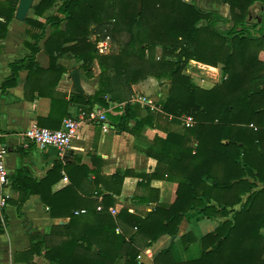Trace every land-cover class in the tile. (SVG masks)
Segmentation results:
<instances>
[{
  "label": "trees",
  "instance_id": "16d2710c",
  "mask_svg": "<svg viewBox=\"0 0 264 264\" xmlns=\"http://www.w3.org/2000/svg\"><path fill=\"white\" fill-rule=\"evenodd\" d=\"M56 1L40 0L31 8L34 16L43 17L44 21L28 16L24 19L39 29V33L32 35L34 44L27 43L30 55L9 64L11 75L2 85L4 93L16 84L20 70H27L28 77L43 71L36 63V54L40 51L38 43L45 38V29L49 26L51 31L44 42V51L50 58L46 71L57 74L54 85L66 72V68L57 63L65 54L82 62L79 68L87 77L93 76L94 63L98 65L97 91L93 95L78 92L75 102L89 105L93 110L107 108L106 98L125 102L122 114L114 117L116 128L138 136L144 125L152 124L155 113L148 108L147 114L141 116L140 105L129 103L132 86L148 77L165 78L170 87L166 99L158 104L161 112L176 121L182 115L191 116L194 126L184 128L181 133L186 138L191 135L199 139L195 147L178 145L177 152L173 151L176 161L169 160L172 168L179 161L186 169H190L192 161L195 163L178 182L173 204L157 205L142 216L127 209L119 210L116 215L109 210L114 205V196L120 194L124 177L130 176L129 171H118L103 178L98 172L81 166L78 170L83 172V179L90 173L95 176L92 183L97 190L92 194L100 197L97 200L81 191L80 181L75 182L71 167L56 162L45 178L21 190L39 194L50 217L67 218L68 223L52 226L47 234L36 231L30 234V247L22 252L27 255L26 264H33V255H42L51 264H138L141 248L151 246L162 235L176 236L184 218L201 220L230 215L229 220L219 223L213 232L202 237L197 259L182 261L175 245L171 244L157 255L154 264H264V187L253 191L254 185L243 180L245 170L253 168L257 170L258 180L264 183L261 141L264 103L243 108L237 104L248 95L239 87L248 82L246 71L254 72L252 65L258 60L256 52L264 42V13L261 23L252 25L259 31L258 36L250 34L246 19L250 7L255 3L264 7V0H219L228 5L231 20L216 11H203L194 3L196 0L192 4L184 0H60L58 13L45 17V12ZM17 4L18 0L0 1L1 39L14 18ZM222 21L231 22V26L221 30L217 23ZM91 36L95 38L93 41ZM120 36L126 39L117 52L98 54L95 42L110 38L114 43ZM157 46L163 50L158 60L155 58ZM190 60L212 67L221 65V82L210 90L195 85L184 74ZM235 66L244 67L245 75L236 74L231 79ZM254 88L253 97L264 95V87ZM69 103V100L51 97L50 113L39 120V126L59 128L62 119L68 117ZM248 116L257 117L254 124H246L244 118ZM130 120L135 121L133 127L129 125ZM155 141L160 151L155 157L161 166L175 148L174 132ZM212 158L228 174L226 181L211 178L206 170L214 164ZM159 169L142 179L149 181L159 177ZM65 176L70 184L53 192L52 186ZM207 179H212L211 185L206 183ZM246 193L249 196L240 209L230 211ZM20 208L18 205V214H21ZM82 209L86 213L75 214ZM127 231L137 232V237L126 240ZM3 232L4 226L0 223V234ZM193 241L191 233L180 238L183 246Z\"/></svg>",
  "mask_w": 264,
  "mask_h": 264
},
{
  "label": "crops",
  "instance_id": "0c3cea01",
  "mask_svg": "<svg viewBox=\"0 0 264 264\" xmlns=\"http://www.w3.org/2000/svg\"><path fill=\"white\" fill-rule=\"evenodd\" d=\"M34 2L36 0H33ZM30 17H34V14ZM62 25L64 27V23ZM50 31V27L47 26L45 38L38 43L40 51L36 54V63L43 71H37L28 77L27 70H20L16 84L7 88L5 93L2 85L11 75L9 64L30 55L31 52L27 43L34 44L35 41L32 35L39 33V29L25 20H17L14 16L7 26L5 37L0 38V134L1 142L7 151L5 164L8 174V185L5 189V193L8 195V204L5 208L6 223L4 232L0 234V264H26L27 255L22 254V252L30 247V234L34 231L47 234L52 226L68 223L67 218H51L48 208L43 205L39 194H30L28 191L21 190L24 186L32 187L34 181L45 178L56 162L60 161L71 167V174L75 178V182L80 181L81 191L90 194L97 200H100V197L96 198L92 194L97 190V187L92 183L95 176L90 173L88 178L83 179V172L80 173L78 170L81 166L98 172L103 178L110 177L118 171L122 173L129 171L130 176L124 177L120 194L114 196V205L111 208L116 210L113 215H116L121 209H127L130 213L140 216L152 211L157 205L169 206L173 204L176 199L178 182L184 178L188 173L187 171L195 166L192 161L189 165L190 169H186L179 161L175 167H170L169 160L176 161L174 160L173 151L177 152L178 145L195 147L199 138L191 135L186 138L181 133L185 128L181 121V117L184 115L178 117V121H176L173 120L172 116H166L161 112L158 104L166 99L169 89L148 98L157 107L152 124L144 125L138 136L128 132H120L116 128L114 117L122 114L125 102L110 101L106 98L107 108L99 107L93 110L89 108V105L74 101L78 91L75 89L70 76L71 71L77 70L83 93L93 95L98 89L99 69L97 63H94L92 67L93 77L89 78L79 68L82 62L75 61L68 54L63 55L57 63L65 67L66 72L54 85L57 74L46 71L50 66V58L44 51V42L50 35ZM258 59L264 66V50L258 53ZM204 66L213 68L208 65ZM260 77L264 81V69ZM151 81L155 82L153 79ZM216 84L199 87L210 90ZM144 88L141 83L133 85L134 95L143 96ZM51 97L69 100L68 116L75 117L81 123L77 138L62 153L50 146L40 149L24 137V132L29 126L34 123L39 125V120L48 117L51 110ZM129 103L134 105L137 102L132 101ZM90 111L103 112L105 120L103 122L89 120L87 114ZM140 111V115L145 116L148 108L140 105ZM62 121L59 128L62 126ZM129 125L133 127L135 121L130 120ZM45 127L48 128L49 126ZM49 129L51 128L49 127ZM169 132H174L175 144H173L175 148H172V152L168 156L169 159L163 160L160 166L155 157V155L160 154L155 140L157 138L165 139ZM261 141L264 146V137L261 138ZM213 158L212 162L214 164L206 170L210 173L211 178L221 182L226 181L229 177L228 174ZM158 167L160 168L157 172L159 177L152 178L149 181L145 178L142 179V176L155 174ZM245 174L243 180L254 185L253 191L264 187V183L257 178L256 169L245 170ZM139 183H142V185L140 186ZM206 183L211 185L212 179H207ZM68 184H70L69 178L65 176L52 186V191L55 192ZM100 187L102 186L99 185ZM248 196L249 193L242 195L240 197L241 202L233 208H229V210H239ZM211 202L213 203L214 200H211ZM18 205H21V214H18ZM230 218L231 215L229 217H210L201 220L184 218L178 226L176 236L162 235L151 246L142 247L139 252L142 257L140 260L137 259V263L154 264L157 255L171 244L175 245L178 257L182 261L197 259L201 253L199 242L202 237L213 232L219 223ZM200 225L202 226L200 227ZM117 232H119L118 229ZM188 233L194 236L195 241L183 246L180 238ZM125 237L126 240L135 239L137 232L127 231ZM196 241L199 245V254L197 257L188 258L187 252L191 244ZM139 242H142V240ZM31 260L33 264H51L42 255H33Z\"/></svg>",
  "mask_w": 264,
  "mask_h": 264
},
{
  "label": "rangeland",
  "instance_id": "374dc122",
  "mask_svg": "<svg viewBox=\"0 0 264 264\" xmlns=\"http://www.w3.org/2000/svg\"><path fill=\"white\" fill-rule=\"evenodd\" d=\"M0 1H4V0H0ZM19 1V0H18ZM189 4L193 3V0H184ZM40 2V0H36V2L33 3L32 7L34 5H37ZM61 1L57 0L55 2V4L48 9L44 16H51V15H55L58 12V9L61 5ZM197 4V6L202 9L203 11H216L218 13H220L224 18L227 19H232L231 13H230V9L228 7L227 4L224 3H220L219 0H196V2H194ZM18 5V4H17ZM17 8V7H16ZM264 13V7L259 4V3H255L254 5H252L249 9L248 12V17H247V21L249 22L250 25V34L251 35H255L258 36L259 31L257 30V28H253L252 25L256 24V23H260L262 21V15ZM32 11L30 12L29 15H27L28 17L32 16ZM15 16V15H14ZM34 19H38L40 21H44L43 17H37L34 16ZM260 19V21H259ZM203 23V22H202ZM217 26L223 30L224 28H226L227 26H231V22L225 23V22H218ZM91 40L93 41L95 38L93 36L90 37ZM119 40L117 42H112V40H109V44H108V51L106 53H100L99 51V42H95L96 45V49L98 54L100 55H106L109 53H115L118 51L120 45L122 44V42L125 41L126 36H120L118 38ZM264 50V42L261 43V45L258 47V50L256 52V57L258 59V53L260 51ZM162 47L161 46H157L156 50H155V58L158 60L161 58L162 56ZM245 52V51H243ZM254 57V55H252ZM203 63L194 61V60H190L187 67L184 69V74L187 75L189 77V79H191V81L199 86L202 87H207L209 85H214L216 83H219L220 80L222 79V71H221V65H218L217 67H213L216 70L215 71H211L209 70V68L205 67L204 65H202ZM210 66V65H208ZM212 67V66H210ZM252 67L254 68V72L250 73L248 71H246V75H248V82H244L240 84V89H242L243 92H247V96L246 97H242L239 101H238V106L239 108H243V107H251V106H255L259 103H264V95H257L256 97H253L251 93L252 89H255V86H259L260 88L264 87V81L262 80V77H260V74H262L264 66L263 63L258 59L256 63H254L252 65ZM245 69L244 67L242 68L241 66H235L232 68V73L230 75L231 79L236 77L235 75H239L242 76L243 74L245 75ZM93 77V76H92ZM89 77V78H92ZM151 79H153L155 82H152ZM234 83L235 80L233 81ZM139 83L143 84L144 88V94L143 96L147 97V98H151L153 95L158 94V93H163L166 89H169L170 87V82L169 80L163 78V79H155L153 77H148L145 78L143 80H141ZM134 91L132 90V95H134ZM133 96L130 97V99H128L129 102L134 101ZM262 96V97H261ZM139 104V103H137ZM141 105V104H139ZM264 110V107L262 108ZM248 124L249 122H252L253 124L255 123V120L257 119V117L255 116H248L247 118H244ZM202 225H200L201 227ZM2 234V233H1ZM199 254V245L198 242H194L191 244L189 251L187 252V256L188 258H194L197 257Z\"/></svg>",
  "mask_w": 264,
  "mask_h": 264
},
{
  "label": "built area",
  "instance_id": "2783aa9c",
  "mask_svg": "<svg viewBox=\"0 0 264 264\" xmlns=\"http://www.w3.org/2000/svg\"><path fill=\"white\" fill-rule=\"evenodd\" d=\"M110 38H106L104 41L99 42V51L100 53H106L108 51V44ZM134 102H137L143 106L149 108L150 111L155 112L157 107L155 103L142 96L135 95L133 97ZM87 118L89 120H97L103 122L105 120V116L103 112L100 111H90L87 114ZM182 125L185 128H191L194 126L195 122L191 116L184 115L181 117ZM80 121L75 117H65L62 121V126L59 129L52 130L46 127H41L37 124H32L28 127V129L24 132V137L27 141L33 143L36 147L43 149L45 147H54L59 153H62L66 150L74 139L77 138L79 134ZM6 148L1 142V134H0V223L2 226H5V208L8 204V195L5 193L6 186L8 185V174L6 170L5 164V156H6ZM110 212L112 214L116 213L114 208H110ZM86 213L85 209L80 211H75V214H84ZM142 254L137 256V259H141Z\"/></svg>",
  "mask_w": 264,
  "mask_h": 264
},
{
  "label": "water",
  "instance_id": "95a60500",
  "mask_svg": "<svg viewBox=\"0 0 264 264\" xmlns=\"http://www.w3.org/2000/svg\"><path fill=\"white\" fill-rule=\"evenodd\" d=\"M32 5H33V0H19L17 8H16V12H15V18L19 21H24L29 11L31 10ZM70 76L73 80L75 89L78 92H83L77 70L71 71Z\"/></svg>",
  "mask_w": 264,
  "mask_h": 264
},
{
  "label": "flooded vegetation",
  "instance_id": "af4514ba",
  "mask_svg": "<svg viewBox=\"0 0 264 264\" xmlns=\"http://www.w3.org/2000/svg\"><path fill=\"white\" fill-rule=\"evenodd\" d=\"M259 21H260V19H259ZM261 23V22H260Z\"/></svg>",
  "mask_w": 264,
  "mask_h": 264
}]
</instances>
